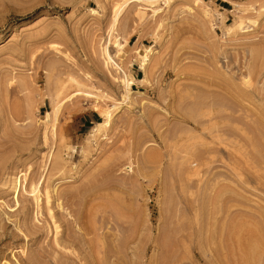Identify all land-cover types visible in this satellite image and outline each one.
<instances>
[{
  "label": "rangeland",
  "instance_id": "rangeland-1",
  "mask_svg": "<svg viewBox=\"0 0 264 264\" xmlns=\"http://www.w3.org/2000/svg\"><path fill=\"white\" fill-rule=\"evenodd\" d=\"M263 135L264 0H0V264L63 253L51 185L61 233L90 212L75 227H97L82 232L103 264H224L223 228L264 229Z\"/></svg>",
  "mask_w": 264,
  "mask_h": 264
},
{
  "label": "bare ground",
  "instance_id": "bare-ground-1",
  "mask_svg": "<svg viewBox=\"0 0 264 264\" xmlns=\"http://www.w3.org/2000/svg\"><path fill=\"white\" fill-rule=\"evenodd\" d=\"M153 2V1H152ZM108 58H109V60L111 61V63H113L114 65H116V63L112 60V58H111V56H109L108 55ZM144 79L145 78H142V79H139L140 81H144ZM87 96V95H86ZM88 96H89V94H88ZM51 110H47V112L45 113V117H44V123L45 124H49V125H55V123L57 122V120L59 119V105H58V103L56 102V101H51ZM110 117H111V114L110 115H108L107 116V118L103 121V122H98V126L99 127H104L107 123H108V121L110 120ZM264 136V135H263ZM264 138V137H263ZM255 147H257L256 145H255ZM51 177L53 178V175L54 174H52L51 173ZM55 176V175H54ZM33 177V176H32ZM31 177V181H32V183L31 182H29V184H30V190H32L31 192L32 193H34V194H32V195H34V199H35V202L37 203L36 205H37V208H38V212L37 213H39L40 212V214H43L44 215V210L43 209H45V207L43 208V204H41L42 202L41 201H43L44 199H42V198H40V196H41V194L39 195V194H37V193H39V188H38V183H34L33 181L34 180H32V179H34V177L32 178ZM50 177V176H49ZM51 177H50V179H51ZM49 179V180H50ZM29 180V181H30ZM37 182V181H36ZM91 182V181H90ZM89 182V187H91L92 186V183H93V181H92V183H90ZM94 182H96V181H94ZM16 183V182H15ZM86 184H87V182H86ZM17 185H18V183H17ZM17 185H14L13 186V190H14V194H17V197H18V195H19V193H20V188L18 189V186ZM85 183L82 185V187H84V190H85V187H87L88 185H85ZM93 185H94V188H92V189H94V190H96V187H97V184H94L93 183ZM95 185H96V187H95ZM21 187V186H20ZM81 187V188H82ZM89 187H87L86 188V191L88 190V188ZM83 189V188H82ZM91 189V190H92ZM26 190V189H25ZM57 189L53 186V185H51V186H49V187H46V189L44 190L45 191V193H44V195H45V204H46V209H47V212H45V215H47V216H49L48 217V219H50V220H48L47 218H44V220H43V222L45 223V225H47V222H49V224H50V222H52L53 223V227H54V230H55V232L54 233H56V235H58V236H56L55 238H56V242H55V244L57 245V246H59L62 250H63V253H60L61 252V250H60V252L58 251L57 253H58V256H60V257H64V259L65 260H67L66 261V263L68 262V261H70L69 263L70 264H98V262H100V260L99 259H97L96 260V255L94 256L95 258H92V256H91V254H90V252H91V250H92V247L95 245L94 243H95V240H92V239H88L89 240V244L90 243H92V244H94L93 246L92 245H89V246H87V248H86V243H85V241H87V239L85 240V238H86V236L88 235V234H90V233H88V231H89V229H90V232L91 233H93L92 232V229L91 228H93V231H94V229L95 230H97V227H93V225L91 224L90 226H92L91 228H88V227H86V225H85V227L86 228H88V231L85 229V228H76L75 226H79V224L81 225V223H83L84 221L82 220L83 218H85L86 217V212H84V210H82L81 209V207H78V206H76V204H73L74 205V209H72L73 208V206H72V208H71V206H70V208H69V213H68V215H70V217H73L75 214H73V213H75V212H73L75 209L77 210L78 208H80L81 209V211H83L82 213L84 214V215H82L83 216V218L82 219H80L79 220V218H77V216L78 215H76V216H74V219L72 218H70L69 219V217L68 218H65L64 219V221H66V222H64V221H62V222H64V223H66V228H65V232H63L62 231V233H61V229H60V227H61V223H60V220H61V217H62V214H64V213H62V212H60L61 214H59V213H57L56 211H54V209H53V207H55V204H54V200H53V204H51V202H52V200L51 199H53V198H55L56 197V195L58 196V192L56 191ZM73 189H71L70 191H72ZM80 190V189H79ZM36 191H37V193H36ZM62 191V190H61ZM64 191V190H63ZM69 191V189H67V192L65 191V192H60L59 194V198L61 199L62 198V200H63V198H65L66 200H67V202H70V201H72V202H74L73 201V198H74V195H71V194H69V193H71ZM75 191V190H74ZM81 192V191H80ZM79 192V193H80ZM88 192V191H87ZM75 193V192H74ZM78 192H76L75 194H77ZM80 194H82V193H80ZM79 195V194H78ZM80 196V195H79ZM58 198V199H59ZM63 200V201H61V202H64V204H67V202H66V200ZM84 199V198H83ZM57 201V200H56ZM60 202V208L62 207L63 209H64V206H63V203H61ZM66 202V203H65ZM75 203V202H74ZM58 204V203H57ZM71 203H69L68 205H70ZM54 205V206H53ZM67 205V206H68ZM45 206V205H44ZM53 206V207H52ZM71 209V210H70ZM75 210V211H76ZM73 212V213H72ZM47 213V214H46ZM77 213H78V211H77ZM76 213V214H77ZM79 213H80V211H79ZM89 213V214H88ZM87 213V216H89V218L88 217H86V218H88L89 220H91V215H90V212H88ZM92 214V213H91ZM67 215V216H68ZM73 215V216H72ZM92 216H93V214H92ZM63 217H65L64 215H63ZM62 217V218H63ZM81 217V216H80ZM27 218V217H26ZM26 218H24V219H26ZM46 219V220H45ZM88 219H86L88 222H89V220ZM92 219H93V217H92ZM7 220H9V217L7 218ZM85 220V219H84ZM232 220V221H231ZM231 220H229L230 221V223H232L234 220L233 219H231ZM27 221V220H26ZM59 221V223H57ZM83 221V222H82ZM241 221H243V220H241ZM241 221L240 222H238L239 224L241 223ZM79 222H81V223H79ZM237 221H234V223H232V225H229L230 223L227 221V223H229V224H226V225H229V226H231L230 228H229V230L230 231H232V232H234V230L233 229H238L239 228V226L238 225H236V224H238V223H236ZM244 222V221H243ZM242 222V223H243ZM250 221H247V223H249ZM25 223V225H27V223L24 221H22V224H24ZM43 223V224H44ZM85 223H87V222H85ZM84 223V224H85ZM236 223V224H235ZM242 223H241V225H240V228H239V231L240 232H238L237 233V236L235 235L236 233H234V237H236V238H238V240H235L234 239V237L231 235V233H230V231H227L226 232V230L225 229H227L229 226H226V228H223L221 231H220V233H219V235L221 234V232L223 231L225 234H223L222 233V236L223 235H225L228 239H234V241H232L234 244H235V241H238V242H236V244H235V246L237 247V249H238V247H239V249H241V251L239 252V254H238V252H234L233 251V247H235V246H232L231 244V242H229V244L230 245H228V247L230 246L231 247V249H230V247H229V249H227V247H226V245H225V241L227 240L228 241V239H225L224 237L223 238H221V240H220V238H219V235H217L218 234V232H217V236H218V239H219V241H221V244H222V241L223 240H225L224 241V244H222L221 246L223 247V248H225V251L224 252H226V250H227V253H225V258H223V261L225 260V263L222 261V263H224V264H228V262H229V264H232V263H230V262H234L235 261V263L236 262H238V264H247V263H251L252 262V264H253V258L254 259H256V261H257V259H258V257H259V259H261L262 258V256H261V258H260V256L259 255H257V254H260V253H258L259 251H260V249H261V251L260 252H262V254H264L263 252L264 251H262V250H264L263 249V247H262V245H263V243H264V240H263V238H264V236H261V234L264 232V229L262 230V227L260 228L259 226V228L263 231H259L257 228L258 227H256L257 225L256 224H254V223H257V222H250V224H252L250 227H249V225L250 224H248V225H246L247 223H246V221L244 222V224L242 225ZM246 223V224H245ZM84 224H82L83 225V227H84ZM93 224H95V223H93ZM224 224V223H223ZM44 225V226H45ZM62 225H63V223H62ZM81 225V226H82ZM234 225H236V226H238V227H234ZM245 225L247 226V227H249V228H247V229H251V227L252 228H254V229H251L250 231H254L255 232V234H253V236H251V237H249L248 238V240H246V234H245V241L242 239L244 236V232H243V230H245L246 228H245ZM254 225V226H253ZM258 225H259V222H258ZM21 226V225H20ZM20 226H19V228H20ZM28 226V225H27ZM33 226H34V231H36V233L38 232V231H42V230H44L43 228H42V224L39 226V225H31L30 227H32L33 228ZM36 226V227H35ZM48 226V225H47ZM47 226H45V227H47ZM52 226V225H51ZM50 225H49V227H51ZM89 226V225H88ZM224 227V225H220V227ZM22 227V226H21ZM48 227V231H49V229H51V228H49ZM221 227V228H222ZM256 227V228H255ZM233 228V229H232ZM245 228V229H244ZM18 229V228H17ZM20 229H22V228H20ZM31 229V228H30ZM83 229H85L84 230V232H86L87 231V235L85 236V234H84V232H82V230ZM232 229V230H231ZM243 229V230H242ZM259 231H257V230ZM33 230V229H32ZM31 230V231H32ZM225 230V231H224ZM228 230V229H227ZM26 231H28V230H26ZM59 231H60V233H61V235H60V233H59ZM236 231V230H235ZM241 231H242V233H243V235H242V233H241ZM245 231H248V230H245ZM250 231L248 232V233H250ZM29 232V231H28ZM229 232V233H228ZM32 233V232H31ZM35 233V232H34ZM35 233V234H36ZM216 233V232H215ZM227 233V234H226ZM245 233H247V232H245ZM259 233V237H258V235H256V234H258ZM261 233V234H260ZM213 234H214V232H213ZM231 235L233 238H229V237H231V236H227V235ZM242 235V237H241V235ZM215 235V234H214ZM264 235V234H263ZM249 236V235H248ZM85 237V238H84ZM106 236H105V234H99L98 233V235H97V239H96V243L101 247V248H103L104 246H105V243L107 242L105 239ZM214 237H216V236H214ZM213 237V238H214ZM105 238V239H104ZM94 239V238H93ZM212 240H214V239H212ZM211 240V241H212ZM215 240H216V238H215ZM214 240V243H212V244H215V242H217V240L215 241ZM244 241V242H243ZM213 242V241H212ZM228 242H226V244H227ZM238 243V244H237ZM50 244V243H49ZM78 244H80V246L83 248H81L80 247V252L76 249L77 248V245ZM218 243H216V245H214V246H218L217 245ZM220 244V243H219ZM84 245H85V248H84ZM53 246V245H52ZM92 246V247H91ZM220 246V245H219ZM50 247V246H49ZM89 247V248H88ZM215 247V248H216ZM236 247H235V249H236ZM43 248L44 247H42V251H43ZM47 250H48V252L46 251V250H44V251H46V253H47V255L49 254V250H50V252H51V254L53 255V253H54V255L56 254V252L55 251H57L56 249H55V246H53V247H50V249H48V247H45ZM44 248V249H45ZM25 249V248H24ZM77 251H76V250ZM217 249H220V247L219 248H217ZM216 249V250H217ZM40 251H41V248L39 249ZM65 250V251H64ZM103 250H104V248H103ZM105 250H106V248H105ZM22 252H24V250H21ZM39 251V253H41ZM43 251V252H44ZM92 251H94V249L92 250ZM218 251V250H217ZM222 251V252H223ZM238 251V250H237ZM21 252V253H22ZM106 252V251H105ZM219 252H221L220 250H219ZM90 254V255H88V254ZM92 253V252H91ZM99 253H101V250H100V252ZM236 253V254H235ZM23 254V253H22ZM25 254V253H24ZM37 254V253H36ZM41 254H45V252L44 253H41ZM94 254H98V253H96V251H95V253ZM107 254V253H106ZM105 254V255H106ZM46 255V254H45ZM45 255H42V256H45ZM46 255V256H47ZM51 255V257H49L50 255H48L46 258H48L49 257V259L51 258V259H57L56 261L57 262H54L55 260H53V262H54V264H57L58 262H59V264H60V258L58 257V256H52ZM92 255H93V253H92ZM101 255L102 254H100V256H99V254L97 255V256H99V258L101 259L102 257H104V255L101 257ZM258 257H257V256ZM36 257H37V255H35ZM42 256H40L39 255V257H41L42 258ZM31 257H33V256H31ZM30 257V260L32 259L33 260V258H31ZM54 257V258H53ZM55 257H57V258H55ZM105 257H107V256H105ZM45 258V257H44ZM43 258V259H44ZM34 259H36L35 257H34ZM64 259L62 258L61 260H62V262H61V264H63V262H64ZM37 260V259H36ZM40 260V259H39ZM42 260V259H41ZM40 260V261H41ZM44 260H46V259H44ZM104 260H105V258H104ZM249 260H251V262L249 261ZM34 261V260H33ZM33 261H31V262H33ZM43 261V260H42ZM50 261V260H49ZM79 261H83V263L82 262H79ZM227 261V262H226ZM260 261V260H259ZM259 261L258 262H256V264L258 263V264H261V262L262 261H264V260H261V262L259 263ZM36 262V261H35ZM5 262H3V263H1V264H4ZM37 263V262H36ZM35 263V264H36ZM65 262H64V264H66ZM69 263H67V264H69ZM34 264V263H33ZM99 264H103L102 262H100ZM104 264H106V263H104Z\"/></svg>",
  "mask_w": 264,
  "mask_h": 264
}]
</instances>
